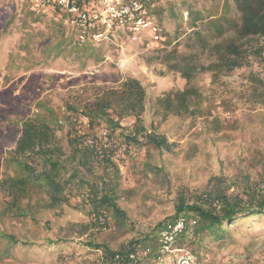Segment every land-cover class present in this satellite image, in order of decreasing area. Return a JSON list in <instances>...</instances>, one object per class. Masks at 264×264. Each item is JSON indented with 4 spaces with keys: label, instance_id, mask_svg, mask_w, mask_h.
I'll return each mask as SVG.
<instances>
[{
    "label": "rangeland",
    "instance_id": "374dc122",
    "mask_svg": "<svg viewBox=\"0 0 264 264\" xmlns=\"http://www.w3.org/2000/svg\"><path fill=\"white\" fill-rule=\"evenodd\" d=\"M170 1L182 16L186 33L190 32L183 0L162 3ZM27 9L34 13L31 17ZM235 14L232 7L230 16ZM36 16L39 21H35ZM54 18L52 8L36 5L35 0H0V110L7 115L0 117V177L2 152L4 148H12L18 135L14 121L20 115H31L37 100H46L64 111L69 94L90 82L118 86L127 76L140 80L146 88L143 116L146 127L165 134L176 146L174 151H163V154L142 148L132 163L120 149L110 145L119 164L118 202L127 212L128 232L111 223L106 227L96 225L93 217L68 205L55 210L45 209L43 204L35 207L39 201L35 196L31 204L39 224L0 220V230L34 245L18 243L10 258L0 254V264H99L98 249L87 245L88 242L106 244L113 251L124 249L131 240L145 235L151 236L149 240L153 242L157 238L156 231L153 232L157 224L174 215L178 196L183 193L190 201L207 192L209 179L214 175L223 174L236 184L230 192L242 193L247 185L244 178L264 188V106L256 101L255 86L248 78L249 74L256 73L264 80V65L238 69L216 83L211 73L200 72L190 85L202 94L200 103L207 113L186 118L169 116L163 120L156 111L157 98L170 90L185 88L187 81L180 72L169 69L163 60L166 51L161 50H170L180 42L179 54L199 52L197 46L187 47L186 33L177 35L179 19L166 12L161 21L172 42L167 49L165 45L158 47L157 43L146 49L141 40L119 32L114 42L101 43L104 58L100 63L89 59L83 65L84 60L64 53L48 64L34 65L42 57L46 38L52 37L51 44L60 38L56 35ZM4 27L5 31L1 32ZM224 38L226 34L217 40ZM199 54L195 58L197 62H208L206 54ZM133 123L134 118L127 117L121 124L130 127ZM78 125L87 130L88 120L81 117ZM59 135L62 137L64 133L60 131ZM91 135L101 137V129L96 128ZM149 150L153 152L149 160L165 168L166 177H145L138 173ZM0 197H3L1 191ZM231 230L226 240L215 241L200 235L189 238L183 246L199 255L201 264H264V216L242 221ZM60 239L68 243H49Z\"/></svg>",
    "mask_w": 264,
    "mask_h": 264
},
{
    "label": "trees",
    "instance_id": "16d2710c",
    "mask_svg": "<svg viewBox=\"0 0 264 264\" xmlns=\"http://www.w3.org/2000/svg\"><path fill=\"white\" fill-rule=\"evenodd\" d=\"M85 1L89 0H78L79 3ZM145 1L160 22L169 12L179 19L177 35L186 33L182 16L172 1L167 4L162 3L163 0ZM183 4L192 29L184 35L186 45L189 48L197 46L199 52L207 55L208 62L196 61L199 52L179 54L180 42L170 50H161L166 51L163 60L169 69L180 72L187 81L185 88L170 90L157 98L156 111L163 120L169 116L186 118L207 113L200 103L203 100L202 94L198 88L190 85L200 72L211 73L216 83L222 76L238 69L264 65V0H212L210 4L207 0H183ZM44 6L48 10L52 8L55 13L53 21L57 26L56 35L59 34L60 38H56L54 44H51V36L46 38L48 42L41 51L42 57L35 60L34 65L48 64L64 53L84 60L83 65L89 59L96 63L102 61L104 53L101 43L100 47L90 42L79 43L76 30L64 22L67 12L53 3ZM232 7L235 16H230ZM26 12L30 17L34 14L28 9ZM37 20L39 18L36 16ZM225 34L226 38L217 40ZM163 44L165 49L172 45L166 33ZM248 78L255 86L253 95L256 101L264 106V80L256 73L249 74ZM35 107L31 115H20L14 121L18 135L12 148H4L1 155L0 191L3 197H0V220L6 218L39 224L31 204L32 198L36 196L39 201L35 202V207L43 204L45 209L55 210L68 205L93 217L96 225L106 227L111 223L128 232L129 218L118 202L120 169L114 159L115 151L110 146L104 148L102 137L91 135V131L96 128L108 130L110 145L120 149L123 156L132 163L136 162L135 156L142 148L157 150L160 154L163 151H174V142L169 141L165 134L147 128L144 123L146 88L141 81L127 76L118 86H100L90 82L69 94L64 102V111L46 100H37ZM4 113L0 110V117L6 118ZM81 117L88 120L87 130L78 125ZM127 117L134 118L130 127L121 124ZM60 131L64 133L62 137ZM90 139L93 140L91 144L88 142ZM123 146H126L124 150ZM152 150H149L147 160L138 168V173L145 177H166L165 168L149 160ZM244 179L247 185L242 193L230 192L236 184L219 174L209 179V190L198 194L193 200L189 201L183 193L180 194L174 215L159 222L153 232L158 234L167 222L186 215L196 219L197 224L180 237L179 245L200 235L212 237L215 241L226 240L231 235V228L238 223L264 216V188L250 184L248 178ZM73 199L75 202H72ZM150 237L145 235L144 238L133 239L126 248L116 251L109 249L106 244L90 241L87 245L98 249V252L103 251L108 257L115 252L127 249L136 252L150 245L153 250L142 264H155L156 238L152 242ZM20 242L24 246L34 245L27 240L21 241L13 233L0 230V254L4 258H10ZM49 243L68 242L60 239ZM199 260L201 262L200 257Z\"/></svg>",
    "mask_w": 264,
    "mask_h": 264
},
{
    "label": "built area",
    "instance_id": "2783aa9c",
    "mask_svg": "<svg viewBox=\"0 0 264 264\" xmlns=\"http://www.w3.org/2000/svg\"><path fill=\"white\" fill-rule=\"evenodd\" d=\"M35 3L40 6L53 3L67 12L64 22L76 30L79 43L99 46L105 41L114 42L117 34L123 32L141 40L146 49H150L152 43L164 47V26L145 0H89L83 3L78 0H35ZM108 136V130L103 129L104 148L110 146ZM88 142L91 144L93 140ZM196 224V219L186 215L167 222L157 234L155 264H201L195 252L178 244L180 237ZM152 250V246L146 245L136 252L130 249L115 252L111 257L99 250V264H142Z\"/></svg>",
    "mask_w": 264,
    "mask_h": 264
}]
</instances>
